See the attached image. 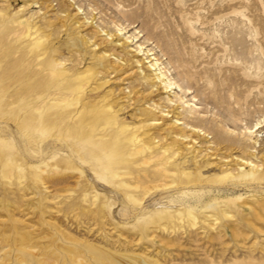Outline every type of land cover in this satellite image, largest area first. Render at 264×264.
Segmentation results:
<instances>
[{
    "label": "rangeland",
    "instance_id": "obj_1",
    "mask_svg": "<svg viewBox=\"0 0 264 264\" xmlns=\"http://www.w3.org/2000/svg\"><path fill=\"white\" fill-rule=\"evenodd\" d=\"M0 12V75L26 104L39 101L54 128L41 153L49 174L38 179L29 159L37 148L0 121L13 146L0 157V259L7 262L0 264H15L23 228L54 255L77 244L87 264H100L87 245L161 264H264V181L225 177L248 162L264 175V0H0ZM107 34L103 45L118 47L113 65H123L115 72L97 66L105 51L93 45ZM78 36L84 51L71 46ZM34 39L65 79L92 76L77 107L50 109L72 100L70 84H52ZM41 85L50 90L26 92ZM86 101L112 107L116 124L80 118ZM144 107L177 127L159 130L140 114ZM115 137L126 143L124 162L114 157L95 172L90 145ZM149 139L155 149L137 154L138 142ZM12 157L22 178L17 170L3 175Z\"/></svg>",
    "mask_w": 264,
    "mask_h": 264
},
{
    "label": "bare ground",
    "instance_id": "obj_2",
    "mask_svg": "<svg viewBox=\"0 0 264 264\" xmlns=\"http://www.w3.org/2000/svg\"><path fill=\"white\" fill-rule=\"evenodd\" d=\"M1 13V12H0ZM89 24H80V28H85ZM10 29L7 28L5 32L7 33ZM96 35L101 34L100 30H95L94 32ZM109 34L106 35V37L102 38V35L100 36L101 39L98 40L93 46H97L99 48H102L105 52L102 56H98L96 58V49H90L88 51L89 54L94 56L97 61V66L99 69H102L104 71H112L115 72L123 65H113L114 61H112L111 57L115 55L116 53V47L114 49L110 48L109 46H104L103 42H107ZM111 36V35H110ZM73 39V38H72ZM71 46H73L74 49L78 50L80 47V51H84V43L80 40V37L78 36L75 38V41L72 40ZM3 41H0V44ZM32 50L37 51V56H47L45 60L39 61V64L41 66H45V69H48L50 73L53 75L51 77V80H54L55 77L57 81H53L52 84H57L58 87L65 84H70L67 87L66 95L72 97V100L65 103V100L67 99L62 98L61 101H59V104H52L50 109L52 111L57 112L59 109H68L71 107H77L80 103V101L83 98H86L88 96L86 87L90 83V80L92 76H88L86 78H77L79 79L78 82L73 83L70 82L69 79H65L66 72L65 70H58L56 68L55 62H53L50 59V52L47 50V48L44 46V43L40 39H34L32 43ZM87 50V49H86ZM79 51V50H78ZM148 72H151L150 68H147ZM97 75V73L95 74ZM6 76L0 75V121L4 122L5 124H11V126H17L24 135L27 136L29 139V144L32 143L39 153H33L29 157L31 161L36 162L35 165H33V169L35 172V176L38 179H42L45 176H47L48 173V163L46 162V155L41 156V153H44V144L49 139V136L54 129L52 127V121L50 120V116L46 113L45 108L43 106H38L39 101H35V106L31 107V104H26L21 97L17 95V93H14V91H10L12 84L10 83ZM60 79H64V83H57L61 82ZM52 85L51 83H48ZM51 86L48 85H41L39 89H27V93L30 96H39L41 93H46L48 90H50ZM54 87V86H52ZM58 99V98H57ZM55 99V100H57ZM60 100V99H59ZM85 100V99H84ZM96 104L93 101H86L83 104V109L80 114V118L86 119L88 117L92 118L94 121L99 120H110L113 125L116 124L117 121V113H109L112 107L109 108V110H100L96 108ZM8 107V108H7ZM37 107V108H35ZM49 110V109H48ZM140 114L146 118L148 122L155 123L154 125L159 127V130L161 131H167L170 130L171 126L177 127L175 124L172 123L169 124V120H167V115H152L151 111L147 109L146 107L141 108L139 110ZM56 116L59 118V120L63 119L62 113H57ZM109 124V121H108ZM110 125V124H109ZM8 131L1 129L0 132V157L4 159L7 156L8 150L12 149V144L7 142L6 138L3 136L6 135ZM68 135V134H67ZM68 138V137H67ZM58 139V137L56 138ZM59 143L61 142L60 138L57 140ZM125 141H122L118 138H110V139H102L101 142L98 144H91L90 145V153H91V167L92 170L95 172L96 169L104 166V162L108 161L111 162V159L114 157L118 158L119 162H124L122 159V153L125 148ZM154 140L149 139L148 141H141L137 144V149H140L137 154L145 153L146 151H152L155 149L154 146ZM74 145H77L74 143ZM38 149H42L43 151H39ZM136 151V149L134 150ZM83 159V158H82ZM86 163V162H85ZM185 168L184 170L188 173L185 174L186 178L189 179L191 176L193 167L190 165V161L184 163ZM242 166L246 167V170L244 172L237 175V177L234 176H225L227 178L232 177L236 178L239 181H245V182H262L264 181V175L262 172L256 168V165L252 162H248L247 164H243ZM167 169V168H165ZM198 171H200L201 174H208L210 171L205 170L203 171L201 166H198L196 168ZM248 169V170H247ZM17 170L18 176L22 178L23 176V169L21 166H19L16 163V160L14 157L9 158L4 163L3 167V175L4 177H9L12 175V173ZM168 171V170H166ZM54 175L60 176L59 168L55 167L54 171H52ZM83 173V172H82ZM111 175L113 178H119L121 173L119 172H111ZM63 176V175H62ZM170 177V176H168ZM125 186L128 187L126 184ZM156 192V191H155ZM158 192V191H157ZM148 194L147 192L144 193V195ZM159 193H154L153 197H158ZM126 200L131 203L133 206H142V200H139L137 198H134L131 195H126ZM192 222L194 224L195 219L192 217ZM190 220V221H191ZM34 236L31 235L30 231H25V229H22V233L19 239H17L16 242V259L15 264H28L26 261V258L28 256L31 257L30 264H87L85 261V258L83 256V253L81 252V249L78 248L77 244H72L70 246H59L60 249L64 252L63 256L54 255L47 246L46 248H42L39 246V244L34 245L33 242ZM76 242V240H74ZM77 243V242H76ZM89 249H91L93 259L97 261V263L100 264H161L159 260L152 259L150 257H126L123 255H114L109 251H104L102 248L95 247L93 245H87ZM8 249L9 246H5L4 249ZM2 249V251L4 250ZM1 251V252H2ZM4 252V251H3ZM136 258V259H134ZM1 262H6L5 259H0Z\"/></svg>",
    "mask_w": 264,
    "mask_h": 264
}]
</instances>
